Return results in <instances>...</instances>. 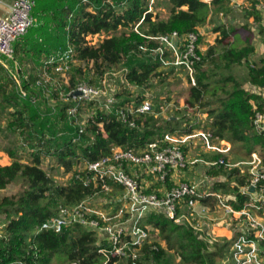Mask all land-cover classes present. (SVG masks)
Wrapping results in <instances>:
<instances>
[{
	"label": "trees",
	"instance_id": "trees-1",
	"mask_svg": "<svg viewBox=\"0 0 264 264\" xmlns=\"http://www.w3.org/2000/svg\"><path fill=\"white\" fill-rule=\"evenodd\" d=\"M35 1L34 13L41 23L16 39L14 47L19 39L33 41L34 37H40L37 47H42L37 49L34 44L32 51L43 52L47 58L51 53L65 49L69 43L74 57L85 63L92 61L97 71H101V64L121 63L124 79L139 89L148 87L154 77L165 79L164 71L158 70L161 59L155 51L159 47L155 37L174 31L178 34L198 32L208 16L220 11L226 13L229 9L228 0H211L209 3L204 0H167L168 16L153 18L148 0ZM259 1L253 0L251 9L247 10V14L257 22L261 19L256 8ZM123 3L126 6H122ZM118 28L121 29L119 34H111L95 45L88 44L86 40L87 35L109 33ZM215 30L220 34L216 42H221L234 28L224 25ZM260 33L264 41V25ZM214 48L215 45H211L205 52L198 51L200 60L193 75L195 84L189 87L183 110L173 111L163 118L156 115L160 112L158 105L153 112L129 116L135 124L130 126L128 121L118 117L116 109H124L130 100L139 103L144 96L142 93L133 96L123 87L115 94L112 111L96 109L87 117L81 133L78 132L77 118L67 113V108L74 104L72 101L48 105L44 88L37 86L38 90L34 89L21 76L15 65V54L13 59L0 56L5 62L4 65L0 61V115L7 114L8 131H18L29 140V147L35 149L30 162H20L17 152L7 148L12 161L0 165V264H104L105 261V264H114L121 260L113 257L107 261L99 250L109 251L111 245L106 241L99 243L94 231L78 223L60 232L50 228L39 229L61 207L75 206L101 189L99 183L96 186L83 184L80 177L87 174L85 170H74L66 184L59 183L41 167L46 156L56 158L58 165L68 171L74 163L95 161L108 155L112 147L142 148L161 139L165 133L187 134L200 127V121L188 118L186 111L190 109H203L202 112L206 113L204 128L231 145L229 153H203L204 159L246 161L252 152H258L257 147L264 152L263 133H259L253 123L256 112L264 113L260 94L253 91V88L264 87V55L258 64L248 65L245 83L249 89H245L243 82L230 69L247 62L254 53L251 37L246 36L241 45L229 46L218 53ZM169 55V52L164 53L167 58ZM72 65L70 69L74 68L77 74L82 75L81 69ZM16 69L20 82L10 73ZM220 70L228 72L221 74ZM75 77L69 78L66 92L75 87ZM58 92H52L56 100L61 99ZM38 94L40 100L34 101ZM261 153L259 155L264 161ZM206 173L225 176L226 181H216L213 189L234 193L235 199L228 200L234 209H240L248 200L247 195L239 192V187L249 179L247 166L240 171L237 167L228 169L219 165ZM231 182H234L233 186ZM11 184H19L20 190L1 194ZM167 184L170 186L172 183L168 181ZM111 187L114 192L120 191L119 186ZM140 225L156 231L157 238L165 245L158 241L143 242L134 262L122 259L126 264H221L225 248L230 243L220 237L209 242V235L175 223L163 211L148 212L140 220Z\"/></svg>",
	"mask_w": 264,
	"mask_h": 264
},
{
	"label": "built area",
	"instance_id": "built-area-1",
	"mask_svg": "<svg viewBox=\"0 0 264 264\" xmlns=\"http://www.w3.org/2000/svg\"><path fill=\"white\" fill-rule=\"evenodd\" d=\"M210 2L211 0H204ZM1 2V0H0ZM35 0H12L9 10L5 16H0V56L6 59L14 58L13 43L23 36L27 31L41 23L37 14L34 13ZM256 8L262 16L264 25V0H260ZM199 32H188L178 34L171 32L166 35L155 37L159 47L155 50L160 55L161 66L173 65L183 67L189 74L192 85L195 84V66L200 60ZM145 49V48H143ZM169 52L171 58L164 56ZM74 51L67 43L63 50L51 53L43 61L45 70L52 69L53 72H68L73 62ZM5 65V62L0 59ZM15 65L18 67L16 61ZM18 69L10 73L19 81ZM41 83H37L40 86ZM134 87L124 79V87ZM21 92L24 93L23 88ZM38 88V87H37ZM38 90V89H37ZM80 95H74V91ZM62 96V95H61ZM63 99L74 104L67 108L70 116L77 118L78 132L81 133L86 125V119H80L78 113L83 103L96 105L101 111L110 112L116 102L115 94L106 87L95 86L86 82H77L75 87L64 93ZM40 100V95L33 98ZM255 101L251 103L253 107ZM151 98L143 97L136 103L130 100L123 108L116 109L118 117L128 121L134 126L129 116L147 112H153ZM254 127L264 137V113L256 112L253 119ZM101 126V124H100ZM197 139L200 147H195ZM192 148H197L203 153H224L230 151L231 145L226 140L217 139L207 129L192 130L187 134L165 133L163 137L154 142L148 143L142 148L133 147H112L108 155L95 161L84 162L86 175L80 177L84 185L91 183L96 186L100 184L99 192L113 190L111 185L120 187L119 192L111 201L115 207L122 205L117 218L110 217L106 220L103 217L88 213L85 208L87 199L72 207H61L58 213L49 217L40 226L60 232L63 228L73 224H80L87 230L103 235L98 240L106 241L111 249L104 248L99 251L104 254L106 260L116 257L118 259L135 261L138 256V248L143 242H152L149 237L148 226H141L140 220L146 212L163 211L164 214L177 224L187 225L197 232H204L210 236L209 242L216 240L211 229V219L208 215L209 203L214 201L222 208L227 216L221 220V224L227 226L231 231L230 241L225 248L224 264H264V221L255 216V211H264V161L257 152H252L249 160L230 162L223 158L207 160L198 152L192 154ZM223 165L226 168L237 167L240 171L247 166L249 173L248 182L239 187V192L248 196V200L240 209H234L228 203L229 199H235L234 193L214 190L213 184L216 181H223L218 176H210L206 171ZM205 169V173L197 179H180L173 182L172 177L184 171ZM200 173V172H199ZM198 173V174H199ZM147 176L153 177L148 185L145 183ZM168 181L172 184L168 186ZM226 181V178H225ZM154 187H150V186ZM231 186L234 182H231ZM250 187L253 190L250 191ZM114 191V190H113ZM110 192V191H109ZM227 197L229 199H227ZM106 261L104 262V264ZM70 264H77L72 262Z\"/></svg>",
	"mask_w": 264,
	"mask_h": 264
},
{
	"label": "rangeland",
	"instance_id": "rangeland-1",
	"mask_svg": "<svg viewBox=\"0 0 264 264\" xmlns=\"http://www.w3.org/2000/svg\"><path fill=\"white\" fill-rule=\"evenodd\" d=\"M148 1L150 5L149 10H152L153 18H166L168 16L169 9L166 4L167 0ZM122 6H126V3H123ZM87 10L90 9L88 8ZM224 15L223 17L220 16L219 13H217L212 16H208L206 23L203 26H200V32H202V35L200 36L199 48L201 52H205L209 46L215 45V52L218 53L229 46H238L244 42L240 33H243L245 25H249L247 23V18L244 17V14L240 10L228 12L227 15ZM71 17L72 15H69V18ZM226 24L234 28L232 34L229 37L223 39L221 42H216V40L220 38L219 31L217 32L215 30L216 27H222ZM259 26L260 23H255V29H258ZM256 31L257 30H255V32ZM120 32L121 29L118 28V30L111 31L109 33L101 32L98 34L87 35L86 40L88 41V44L95 45L105 37H108L111 34H119ZM261 41V37L256 34L255 45L260 47ZM263 55V50L261 52H255V56L250 57L247 62H244L239 66H234L230 69V71L235 75V77H237L243 82V87L245 89L249 87L248 84L245 83V78L248 74V65L258 64L260 58ZM72 64V67H79L81 69L82 75L77 74L74 68H71L70 71L65 73H56L53 72L52 69L45 70L43 66L30 73L21 70L20 74L23 78L27 79L30 82V85L36 90L37 88L35 87L37 83H41L40 86L44 88V95L47 99V103L51 106H55L57 103L59 104L62 102H66L65 99H62L63 97H65L64 93L66 92V88L69 85V78L72 75L76 76L75 80L77 82H86L95 86H103L114 94L120 92L121 89H124V68L121 63L109 66L106 64H101V71H97L92 61L88 63L81 62L73 56ZM158 70L164 71V80H162L160 77H154L150 80L148 87H144L141 89L127 86L125 87L132 93L133 96L142 93L144 97L151 98L153 107L160 105V114L158 113L156 115H160L164 118L167 117L173 111H179L184 109L185 100L189 92V87L192 84L189 82L190 80L188 72L183 67L166 65L160 66ZM219 72L221 74H226L228 71L220 70ZM18 82H20V79ZM140 90L142 92H140ZM54 91H59L58 96L60 98L62 97V99L56 100V98L52 96V92ZM253 102L254 100L251 101V103ZM96 108H98L96 105H89L83 103L78 113V117L81 120L86 119L90 114H92L96 110ZM202 111L203 109H190L186 111V114L188 115V118L191 121H200V127L195 128L194 130L205 129L204 124L206 113ZM193 117H197V119H192ZM7 120V114L2 113L0 115V165H7L10 164V162L12 161V159L8 156L7 148H12L17 152L20 162H30V160L32 159V153L35 151V149L33 150L29 147V140L23 138V136H21L18 131H8V129L6 128ZM183 124H185V122H183ZM194 141L195 144L193 145H195V147H200L198 143L196 144L198 140L194 139ZM256 150L258 151V154L262 152L259 147H257ZM190 152L194 155L196 154V152H198L200 153L199 155L202 156V152L198 151L197 148H192ZM261 155L264 156V152H262ZM41 167L46 171L48 175L52 176L56 181L61 184H66L70 180L72 172L74 170L80 171L84 168V162L74 163L73 168L71 170L66 171L63 166L58 165V161L56 160V158L46 156L43 158ZM199 170V176L205 173V169L202 166L199 168ZM219 178L225 181V177L223 178L220 176ZM151 179L152 181L154 180L153 177L147 176L145 178V183L148 185ZM150 187L154 186L151 185ZM19 190V184H11L6 189L2 190L1 194H12ZM109 191L96 193L95 195L87 199L85 203V208L87 209L88 213H93L94 215L101 216L103 217V219L106 220L110 219V217H113L115 219L117 218V215L119 214V209H124V206L122 207V205H119L115 207L113 204L116 203H112L111 201L114 199L116 193L113 190ZM227 199L229 198L227 197ZM209 208L210 209L208 211V215L211 219V225L227 218L224 210L218 207L214 201H210ZM255 216L260 217L261 221H264V211L261 213L255 211ZM214 227H216V225H213L211 229H214ZM149 228L150 227L148 226V229ZM148 231L151 241H158L162 246L165 245L163 240H159L157 238L156 231H152L151 229H149ZM216 236L218 238H226V236ZM96 237L100 241L103 235L97 233ZM114 264H126V262L121 259L116 261ZM221 264H224V260L221 261Z\"/></svg>",
	"mask_w": 264,
	"mask_h": 264
},
{
	"label": "crops",
	"instance_id": "crops-1",
	"mask_svg": "<svg viewBox=\"0 0 264 264\" xmlns=\"http://www.w3.org/2000/svg\"><path fill=\"white\" fill-rule=\"evenodd\" d=\"M252 1L253 0H228V2H229L228 3V8H229L228 11H226V13H224L222 11L219 12V15L223 16L224 14L227 15L228 12H234L236 10H240L244 14V17L247 18V23L249 25H247V26L245 25L244 31H243V33H240V35L244 41H245L246 36L251 37L252 44L255 47V51L251 55V57L255 56V52H259V51L261 52L262 50L264 51V41H263V37L260 33V28L263 25L262 16H261L260 21L257 22L254 20V17L252 15L247 14V10L251 9ZM11 2H12V0H1V2H0V16L7 13V11L9 10V6H10ZM258 3L256 4V6L258 5ZM259 13H260V11H259ZM260 15H261V13H260ZM232 22H231V24H232ZM255 23H260V26L258 29H255ZM225 26L228 27L229 25L226 24ZM255 30H257V31L255 32ZM200 31L201 30L199 27L198 32L201 36L202 32H200ZM256 34L259 37H261V40H262L260 42V47L255 45V35ZM34 39L35 40H33V41L32 40L27 41V40L19 39V40H17L16 47H14V44L16 41H14V43H13V47L15 49L16 63L18 65V69H20V71L22 70V71H27L30 73L34 70H37L38 68H41L42 63L46 57L43 52L38 53V52L32 51V47H34L32 45L35 44V46L37 47V45L40 44L39 42H41L40 37H34ZM39 47H42V46H38L37 49ZM247 89H249V87ZM253 91H256L257 93L260 94L261 100L263 101V104H264V87L256 88V89L253 88ZM199 172H200V170L197 168H195L194 170L184 171V172H181L180 174L173 175L172 180H173V182H177L178 180L184 179V178L197 179L199 176V174H198ZM197 174H198V176H197ZM220 176L223 178L225 177L223 175H220ZM220 176H218V177H220ZM154 186H157V185H154ZM213 225H216V227H214V229H210V231L214 235L226 236V238L231 236L230 229L227 226L221 224V221H218V222L214 223ZM213 225H211V228ZM217 232H219V233H217Z\"/></svg>",
	"mask_w": 264,
	"mask_h": 264
},
{
	"label": "water",
	"instance_id": "water-1",
	"mask_svg": "<svg viewBox=\"0 0 264 264\" xmlns=\"http://www.w3.org/2000/svg\"><path fill=\"white\" fill-rule=\"evenodd\" d=\"M74 95H80V92L79 91H74ZM253 190V187H250V191H252Z\"/></svg>",
	"mask_w": 264,
	"mask_h": 264
}]
</instances>
